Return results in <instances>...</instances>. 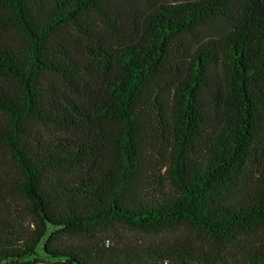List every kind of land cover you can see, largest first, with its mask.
<instances>
[{
	"label": "trees",
	"instance_id": "1",
	"mask_svg": "<svg viewBox=\"0 0 264 264\" xmlns=\"http://www.w3.org/2000/svg\"><path fill=\"white\" fill-rule=\"evenodd\" d=\"M0 150V264H264V0H0Z\"/></svg>",
	"mask_w": 264,
	"mask_h": 264
},
{
	"label": "rangeland",
	"instance_id": "2",
	"mask_svg": "<svg viewBox=\"0 0 264 264\" xmlns=\"http://www.w3.org/2000/svg\"><path fill=\"white\" fill-rule=\"evenodd\" d=\"M0 163H4L6 165V168L8 172L11 174L13 177H18V171L16 166L9 160V157L5 155L3 151L0 150ZM11 203L9 204L10 206V212L12 214L17 213L18 211L20 212V218L22 222L27 225L28 223H31L32 220H34V214L31 212V206L29 203L22 198L21 196L18 197H13L10 199ZM115 232L118 235H121L122 237L127 238L130 242L136 243L139 241H145L147 239H152V237L146 233H141L137 232L135 230H131L122 226H115ZM189 236H192L193 238H198L196 235V232L188 231V230H183ZM113 238H110V242L112 243Z\"/></svg>",
	"mask_w": 264,
	"mask_h": 264
}]
</instances>
